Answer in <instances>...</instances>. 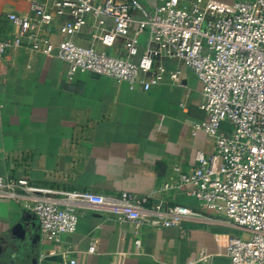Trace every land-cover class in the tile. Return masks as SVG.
Masks as SVG:
<instances>
[{
  "label": "built area",
  "instance_id": "1",
  "mask_svg": "<svg viewBox=\"0 0 264 264\" xmlns=\"http://www.w3.org/2000/svg\"><path fill=\"white\" fill-rule=\"evenodd\" d=\"M24 1L27 12L5 14L11 29L1 33L0 71L7 52L27 48L65 63L68 80L91 73L146 92L165 80L180 84L181 71L166 63L183 64L200 84L198 107L206 114L205 120L190 125L191 135L204 133L214 140V148L210 154L196 151L195 167L188 174L175 168L160 188L183 191L200 204V211L162 203L146 207V197L126 192L104 196L36 189L26 179L1 176L0 199L19 197L16 189L26 198L36 194L25 207L36 218L40 234L51 241L75 232L82 209L111 215L136 230L220 217L247 237L217 236V255L227 264H264V0L230 5L156 0L152 9L137 0ZM57 21L60 40L54 43L49 35ZM85 30L88 44L75 42ZM118 42L130 60L105 51ZM134 245L139 247L140 241ZM93 252L91 245L88 253ZM68 253L61 254L64 264H75L68 261ZM212 258L201 250L189 264H212Z\"/></svg>",
  "mask_w": 264,
  "mask_h": 264
},
{
  "label": "crops",
  "instance_id": "2",
  "mask_svg": "<svg viewBox=\"0 0 264 264\" xmlns=\"http://www.w3.org/2000/svg\"><path fill=\"white\" fill-rule=\"evenodd\" d=\"M137 1L147 9L156 4V0ZM216 1L230 5L250 0ZM9 12H27L26 2L0 0L4 19ZM60 22L51 27L49 37L54 43L60 40ZM88 38L85 30L74 41L86 45ZM140 44L142 54L145 33ZM105 51L131 59L122 42ZM60 62L27 48L6 53L0 71V176L26 179L36 189L104 196L126 192L146 197V207L162 203L200 211V204L183 191L160 190L175 168L188 174L195 167L196 151L213 152L214 140L190 132L191 124L206 118L198 107L201 88L192 71L183 64L166 63L169 69L181 71V83L165 80L145 92L91 73L68 80L67 66ZM15 192L19 197L0 199V264H64L65 251L75 264H189L201 250L213 255L212 264L217 258L227 264L224 256L217 255L216 238L222 233L213 236L216 253L209 243L193 249L185 245L186 239L191 232L196 237L202 232L191 227L208 225L241 233L211 215L209 222L136 230L111 215L82 209L74 233L51 241L39 231L38 239L20 242L13 226L21 218L34 217L25 204L37 195L26 198L21 190ZM36 227L39 230L37 220ZM136 240L139 247L134 245Z\"/></svg>",
  "mask_w": 264,
  "mask_h": 264
},
{
  "label": "rangeland",
  "instance_id": "3",
  "mask_svg": "<svg viewBox=\"0 0 264 264\" xmlns=\"http://www.w3.org/2000/svg\"><path fill=\"white\" fill-rule=\"evenodd\" d=\"M251 1V0H250ZM243 2H249V1H243ZM7 22H5L4 19V15L0 14V32H3L4 34L9 33V29H11V27L8 25L7 26ZM61 63V62H60ZM63 64V63H61ZM192 230H197V228L202 232V233H198L199 237H196L194 235V232H191V234L189 235V237L186 239L185 245H189L191 248L196 249L198 247L204 246V245H209L212 247V251H214V253L217 252V248L214 242V234L215 233H222V234H218L221 236H225V235H231V236H235V237H241V238H245L247 237L244 233H238L234 230H229L226 228H212L208 225H202L200 227H198L197 225H193ZM191 230V231H192ZM217 235V236H218ZM226 263V260L223 258H217L215 260V264H224Z\"/></svg>",
  "mask_w": 264,
  "mask_h": 264
},
{
  "label": "water",
  "instance_id": "4",
  "mask_svg": "<svg viewBox=\"0 0 264 264\" xmlns=\"http://www.w3.org/2000/svg\"><path fill=\"white\" fill-rule=\"evenodd\" d=\"M13 235L20 242L34 241L35 238L38 239L39 230H37L35 218L31 216L21 218L13 226Z\"/></svg>",
  "mask_w": 264,
  "mask_h": 264
}]
</instances>
